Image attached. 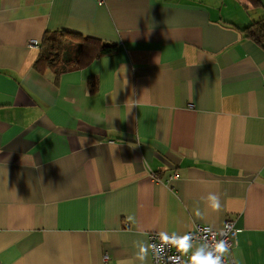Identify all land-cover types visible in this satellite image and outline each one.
<instances>
[{
    "label": "crops",
    "instance_id": "1",
    "mask_svg": "<svg viewBox=\"0 0 264 264\" xmlns=\"http://www.w3.org/2000/svg\"><path fill=\"white\" fill-rule=\"evenodd\" d=\"M263 16L248 0H0V264H141L142 245L152 264L150 232L228 219L232 258L264 264V45L240 30ZM59 30L118 49L56 79L28 44Z\"/></svg>",
    "mask_w": 264,
    "mask_h": 264
},
{
    "label": "trees",
    "instance_id": "2",
    "mask_svg": "<svg viewBox=\"0 0 264 264\" xmlns=\"http://www.w3.org/2000/svg\"><path fill=\"white\" fill-rule=\"evenodd\" d=\"M248 1L255 7L264 6L261 0ZM240 30L246 37L264 45V16ZM117 49L116 43L103 42L96 37L67 30L50 31L41 41L35 67L39 71L51 69L58 79L63 73L86 65L92 59L115 53ZM88 86L90 92L95 93L98 89V78L91 77Z\"/></svg>",
    "mask_w": 264,
    "mask_h": 264
},
{
    "label": "built area",
    "instance_id": "3",
    "mask_svg": "<svg viewBox=\"0 0 264 264\" xmlns=\"http://www.w3.org/2000/svg\"><path fill=\"white\" fill-rule=\"evenodd\" d=\"M28 45L40 47L41 41L31 39ZM173 176L178 177V173L175 172ZM239 231L234 220L228 219L220 229H212L206 224H195L190 231L184 234L165 233L171 236L174 241L176 236L189 235L192 248L186 254L179 251L177 246L164 243L161 239V233L164 232L152 231L148 236L152 264H190L189 258L197 247L203 246V251H210L220 240H225L228 246V252L224 254V264H237L231 256V250L237 242ZM179 243L183 246V239ZM107 258L106 256L105 259L107 260Z\"/></svg>",
    "mask_w": 264,
    "mask_h": 264
},
{
    "label": "clouds",
    "instance_id": "4",
    "mask_svg": "<svg viewBox=\"0 0 264 264\" xmlns=\"http://www.w3.org/2000/svg\"><path fill=\"white\" fill-rule=\"evenodd\" d=\"M208 200L213 209L220 208L219 197L215 194H209ZM186 237V238H185ZM161 239L164 243L173 244L177 246L178 250L187 253L191 248V237L189 235H184L182 237L176 236L175 241L173 238L165 233H161ZM183 239V246L180 245L179 241ZM203 246H199L192 252L190 256V264H224V254L228 252L227 242L225 240H220L215 243L210 251H203ZM148 253V248L142 245L140 250L136 253V258L144 264Z\"/></svg>",
    "mask_w": 264,
    "mask_h": 264
}]
</instances>
